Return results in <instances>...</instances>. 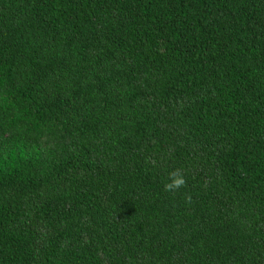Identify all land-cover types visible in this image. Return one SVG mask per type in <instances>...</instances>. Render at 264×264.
Masks as SVG:
<instances>
[{
  "label": "trees",
  "instance_id": "obj_1",
  "mask_svg": "<svg viewBox=\"0 0 264 264\" xmlns=\"http://www.w3.org/2000/svg\"><path fill=\"white\" fill-rule=\"evenodd\" d=\"M0 264H264V0H0Z\"/></svg>",
  "mask_w": 264,
  "mask_h": 264
},
{
  "label": "clouds",
  "instance_id": "obj_2",
  "mask_svg": "<svg viewBox=\"0 0 264 264\" xmlns=\"http://www.w3.org/2000/svg\"><path fill=\"white\" fill-rule=\"evenodd\" d=\"M187 180L181 169H175L169 173V182L164 185V190L166 192H176L181 188L185 187ZM187 199L190 201L191 197L188 196Z\"/></svg>",
  "mask_w": 264,
  "mask_h": 264
}]
</instances>
